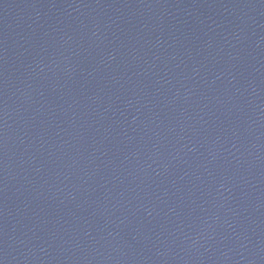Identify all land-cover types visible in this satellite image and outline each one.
Returning a JSON list of instances; mask_svg holds the SVG:
<instances>
[{"label":"water","instance_id":"obj_1","mask_svg":"<svg viewBox=\"0 0 264 264\" xmlns=\"http://www.w3.org/2000/svg\"><path fill=\"white\" fill-rule=\"evenodd\" d=\"M0 264H264V0H0Z\"/></svg>","mask_w":264,"mask_h":264}]
</instances>
